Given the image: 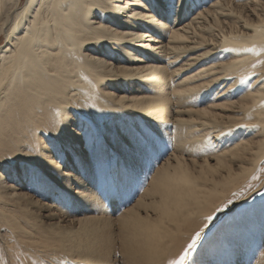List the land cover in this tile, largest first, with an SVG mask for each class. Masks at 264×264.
<instances>
[{
    "label": "bare ground",
    "instance_id": "6f19581e",
    "mask_svg": "<svg viewBox=\"0 0 264 264\" xmlns=\"http://www.w3.org/2000/svg\"><path fill=\"white\" fill-rule=\"evenodd\" d=\"M136 1L135 8H129L133 4L129 0H25L21 5L20 0H0V36L6 42L0 45V171H6L4 180H31L39 188L63 197L70 193L68 186L50 184L55 182L54 171L60 172V164L52 156L81 165L83 157H74L80 153V133L91 136L95 144L101 140L102 147L107 137H114L109 141L113 147L107 152L123 154L128 150V133L140 140L145 134L153 136L152 133L168 139L165 127H169L174 112L177 119L178 112L191 115L185 122L175 120L177 127L173 129L174 142L186 148L187 155L194 157L195 151L203 160L215 158L225 167L239 163L225 172L219 182L231 179L239 185L260 167L264 158V0H177L175 9L171 8L172 0ZM120 3H124L123 7ZM231 3L233 8H229ZM186 8L196 10L191 12L190 23L175 28ZM121 10L126 13L121 15L125 20H116L115 15L120 16ZM154 11L157 18L150 15ZM168 11L166 16L174 13L170 23L162 15ZM244 12L248 14L243 16ZM167 25L171 32L164 45L141 44L150 27ZM157 48L163 55L170 54L172 60L165 61L166 65L159 59L162 56ZM197 48L204 51L189 57L186 51ZM141 50L154 54L138 55ZM182 58L184 62L180 61ZM195 62L201 66L193 75L183 77L192 73ZM216 87L219 90L215 91ZM143 92L146 95L139 96ZM209 96L211 104L207 108L218 107L221 101L231 111L220 116L211 112L207 116L187 108L198 100L203 104L202 98ZM177 107L183 108L176 110ZM128 112L129 115L124 114ZM126 118L128 123L135 122L134 126L128 131L122 127L115 130V125ZM41 128L47 131L38 134ZM34 134L41 139V155L45 152L42 160L38 152L34 153ZM234 136L236 141H232ZM130 139L133 145L137 143ZM220 142L223 144L218 147ZM213 144L216 149L212 152ZM70 152L74 154L69 155ZM183 157L166 173V179L156 180L152 188L157 194L156 218L132 213L123 221V232L131 241L124 250L134 264L171 262L182 243L175 245V251L170 250L169 233H176L179 221L194 211H204V203L214 199L211 187L192 181L208 179L201 172L195 175L187 171ZM106 167H101L95 176L103 178ZM118 167L113 182L103 181L99 186L113 197L135 188L139 174L138 169L124 171L123 165ZM215 171L210 168L207 172ZM9 187L6 181L0 187V204L4 208L15 192L8 191ZM4 188L9 193L2 191ZM76 193L70 197L73 207L85 208L92 203L89 195ZM141 205L150 208L146 203ZM261 205L263 201L257 203L258 207ZM4 208L0 209V223L9 227L12 219L21 227L23 220L18 210L14 208L11 215ZM250 219L246 225L251 224ZM102 221L87 217L79 221L75 231L50 224L58 236L75 232L87 239L99 234L102 241L103 228L110 225V221ZM165 224L168 227H163ZM33 226L30 222L23 231Z\"/></svg>",
    "mask_w": 264,
    "mask_h": 264
},
{
    "label": "rangeland",
    "instance_id": "374dc122",
    "mask_svg": "<svg viewBox=\"0 0 264 264\" xmlns=\"http://www.w3.org/2000/svg\"><path fill=\"white\" fill-rule=\"evenodd\" d=\"M24 1L20 0L19 4L21 5ZM123 1L125 3L126 0ZM129 2L133 4L128 5V7L133 8L137 1L129 0ZM124 3L119 5L123 7ZM147 5L149 6V3ZM229 6V8H233L234 4L231 3ZM248 9H252V7L249 6ZM121 11L120 16L115 15L116 20H125L121 15L126 13L123 10ZM193 11L196 10L184 9L183 14L176 20L177 25L175 28L190 23L191 12ZM167 13L169 11L162 15L164 20L170 23L174 13L172 12L166 16ZM247 14L248 12H244L242 15ZM150 15H153V18L158 17L155 11ZM109 19L113 23L114 20L111 17ZM126 23L125 21L124 24ZM149 30L145 33L148 34V37L141 40L143 46L150 43L151 46L158 47L169 40L171 32L169 25L165 28L160 26L150 27ZM136 43H139V41L130 44L133 46L132 44ZM4 44L6 42L4 36L1 35L0 45ZM130 50L133 54L135 48ZM157 51L162 56L159 59L164 61V65H166L165 61L172 60L170 54L163 55V51L159 48H157ZM203 51L204 49L197 48L194 51L186 52L190 53L189 57H194L195 54ZM187 53H184V56ZM140 54L153 56L154 52L141 50L138 55ZM145 59L147 60L149 57ZM180 61L184 62V58ZM195 63L192 66V73H187L183 77L193 75V72L201 66V63ZM171 70L170 68V73ZM187 70L190 71L191 68ZM217 90L219 89L216 87L215 91ZM143 95H146V92L141 93L139 96ZM211 96L207 97L209 100L202 98L205 103L201 104V100H198L196 103H191L190 107L187 108L196 109L207 116H211V112L220 116L231 111V107H224L220 103L221 101H217L219 103L218 107L207 108V105L211 104L209 103ZM222 102L226 103L224 100ZM181 108L183 107H177L176 110ZM170 109L173 110L172 106H170ZM124 114L129 115L130 112ZM175 117L176 113H171L168 122L169 127H165V134L171 136H168L166 140H164V137H157L154 133H152L154 137L146 135L141 140L138 136L130 137L128 133V139L125 143L128 150L123 154H118L114 150L107 152V149L113 147L109 144V141L113 140L114 137H107L108 141L102 147L101 140L95 144L91 136H84L85 132L80 133L81 138L77 145L80 153L74 157H83L84 162L81 165H77L75 161L64 162L63 157L52 156L51 154L53 161L60 164L58 169L60 172L54 171L56 174L55 182H50V184L52 187H56L57 184L67 185L70 193L68 195L66 193L63 197L39 188L37 183H32L31 180L23 181L16 178L8 181L4 180L7 176L6 171H0V187H2L3 181H6L10 186L8 191H15L10 194L12 197L7 199L9 206L4 208L0 204V209L4 208L8 214L12 215L15 213L14 208H16L18 216L23 220L21 227H17L12 219H10L9 227L4 223H0V264H134L130 262L132 261L131 256L124 250L131 241L123 232V221L128 219L132 213H136L140 217L149 216L153 220L156 218L158 208H155L154 198L157 194L153 193L152 188L157 183L156 180L163 182L166 179V173L171 172V167L175 166L177 160H180L183 156L187 171L195 175L201 172L208 179L198 181L193 178L192 181L208 189L211 187L213 191L210 194L214 195V199L204 203V211H194L185 220L179 221L176 233H169L171 238L170 250L175 251L174 247L176 248L178 243H182V248L176 252L175 257H172L170 261L175 262V264H264V216L260 217L264 211V205L257 206L258 202H264V158L260 161L261 164L259 163L260 167L258 166L248 178L242 179L239 185L231 182V179L219 182L225 172L238 167L239 163L235 161L229 167H225L217 163L215 158L213 160H203L202 155L195 151L193 153H196V156L187 155L186 148L180 147L174 142L173 129L177 127L175 120L180 119L181 122H185L191 115L178 112L177 117L179 118ZM221 118L223 117L218 119ZM128 120L126 118L123 123L115 125V130L121 127L127 131L131 129L135 122L128 123ZM140 126L137 129L140 130ZM79 130L83 131L81 128ZM37 131H39L38 134H41L47 130L41 128ZM123 132L124 130L121 131V133ZM130 138L136 139L137 143L133 145ZM236 139V136L232 137V141H236ZM40 140L38 135L34 134V138H32L35 148L34 153L38 152L42 160L45 152L41 155ZM222 144L223 142H220L218 147ZM211 148L213 152L216 146L213 144ZM181 149L185 150V154H182ZM73 154L69 153V155ZM106 159L114 165L107 163ZM63 164L67 166L65 167ZM118 165H123L124 171L138 169L139 174L136 178L135 188L122 191L116 197H113L107 189H99V186L103 181H108V184L113 182L119 171ZM105 166H107L106 174L99 179V175H95L99 173L101 167ZM72 167H76L78 170L74 171ZM22 168L20 167L21 171ZM210 168H214L216 171L207 172ZM5 189H2V191L5 192ZM77 191L76 194L89 195L92 203H88L85 208L80 207L77 209L78 207H73L70 197L71 193ZM141 203L150 205V208L143 207ZM235 209L239 211L237 210V214L233 215ZM254 212H257L256 215ZM87 217L100 218L104 223L110 221L109 227L103 228L102 241L99 240V234H93L87 239H82L75 232L58 236L51 229L50 223H55L56 228L72 227L75 231L79 227V221ZM249 219L251 224L246 225V221H249ZM30 222H33L34 226L27 231H23L24 227H28ZM239 223L240 225H238ZM163 227H168V224L163 225ZM193 240H195V243L193 247L189 248L188 246L193 243ZM100 244L103 246H100ZM186 250L187 253L185 254ZM182 255L183 259H181Z\"/></svg>",
    "mask_w": 264,
    "mask_h": 264
},
{
    "label": "snow or ice",
    "instance_id": "6c2138e0",
    "mask_svg": "<svg viewBox=\"0 0 264 264\" xmlns=\"http://www.w3.org/2000/svg\"><path fill=\"white\" fill-rule=\"evenodd\" d=\"M177 6H178L177 5V0H172V2H171V8L175 9ZM145 135H147V134H145ZM194 243H195V240H193V243L190 244L188 247L189 248L193 247ZM186 253H187V250H186L185 254ZM181 259H183V255L181 256ZM169 264H175V262H169Z\"/></svg>",
    "mask_w": 264,
    "mask_h": 264
}]
</instances>
